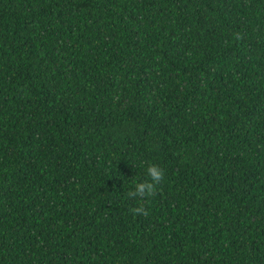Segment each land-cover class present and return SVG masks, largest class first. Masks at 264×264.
I'll list each match as a JSON object with an SVG mask.
<instances>
[{
  "label": "trees",
  "instance_id": "16d2710c",
  "mask_svg": "<svg viewBox=\"0 0 264 264\" xmlns=\"http://www.w3.org/2000/svg\"><path fill=\"white\" fill-rule=\"evenodd\" d=\"M0 264H264V0H0Z\"/></svg>",
  "mask_w": 264,
  "mask_h": 264
},
{
  "label": "clouds",
  "instance_id": "9594fccd",
  "mask_svg": "<svg viewBox=\"0 0 264 264\" xmlns=\"http://www.w3.org/2000/svg\"><path fill=\"white\" fill-rule=\"evenodd\" d=\"M239 35L236 39H240ZM141 167H145V176L143 180L135 182L133 190L127 192L128 197L140 198V203L137 207L131 209L132 213L139 215H148V210L145 207V201L156 196L158 186L165 179V169L155 162H142Z\"/></svg>",
  "mask_w": 264,
  "mask_h": 264
}]
</instances>
